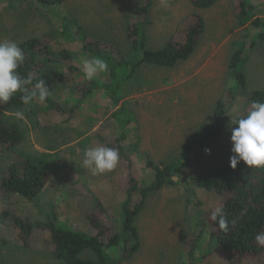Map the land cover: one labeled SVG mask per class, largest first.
I'll return each instance as SVG.
<instances>
[{"label": "rangeland", "instance_id": "1", "mask_svg": "<svg viewBox=\"0 0 264 264\" xmlns=\"http://www.w3.org/2000/svg\"><path fill=\"white\" fill-rule=\"evenodd\" d=\"M252 4L256 11L244 21L229 0L206 10L196 9L188 0H151L140 32L148 49L158 51L177 37L185 41L180 31L195 17L204 20L205 30L186 61L178 62L174 68L143 64L132 73L130 64L138 58L128 39L132 0H67L64 6L49 10L34 3L0 0V39L16 41L19 46L29 38L46 39L54 49L76 53L75 65L79 69L67 73L61 66L50 65L45 68V80L38 77L34 81L44 80L49 95L63 108L76 106L69 119L48 100L33 101L18 111L1 109L6 122L17 125L24 138L15 150L0 156V178L9 166L16 164L22 169L31 161L45 165L48 182L38 198L39 205L19 195L0 192V212L9 210L14 217L39 223L56 217L64 223L71 221L69 227L94 235L88 214L98 197L107 210L99 217L123 236L121 209L126 199L129 163L143 186L154 178L152 167L174 173L183 162L185 146L193 143V135L201 126L214 121L215 109L222 100L230 117L223 135L201 145L185 171L172 175L174 185L151 193L145 200L142 211L134 218L140 247L132 257L122 259L120 246L110 252L119 264H230L213 237L210 221L211 213L221 204L220 197L199 188L192 179L230 164V128L246 114L251 94L264 89V44L258 36L264 27L249 28L257 18L264 22V0H254ZM89 39L102 43L111 55L120 53L122 62L115 57L121 80L118 105H112L103 90L81 100V87L86 83L82 61L99 57L109 65L107 57L92 56L83 50L81 41ZM240 50L243 60L237 68L245 78L241 84L230 68L232 57ZM109 75L108 70L94 79L104 80ZM17 112L23 114L21 118ZM118 117L129 122L126 128ZM116 144L120 161L113 172L93 177L82 166L88 148H116ZM205 149H210V154ZM69 201H76V206L71 208ZM11 221L7 218L0 222V241L9 242L0 244V264H66L57 261L49 250V231L36 234L32 246L26 248L18 244L19 231L12 228ZM81 257L95 259L91 251H84ZM245 264H264V255Z\"/></svg>", "mask_w": 264, "mask_h": 264}, {"label": "trees", "instance_id": "2", "mask_svg": "<svg viewBox=\"0 0 264 264\" xmlns=\"http://www.w3.org/2000/svg\"><path fill=\"white\" fill-rule=\"evenodd\" d=\"M17 2L34 3L43 9H51L53 7L64 6L67 0H12ZM134 3L131 9V21L128 27V39L130 41L133 55L138 58L130 64L133 73L140 65L157 66L162 68H174L178 62L186 61L196 50L200 38L205 30V22L201 17L193 18L182 32L186 38L182 41L181 37H177L167 42L165 46L158 50H150L147 48L145 38L143 37L142 27L146 23L148 16V8L151 0H132ZM196 9L206 10L222 0H188ZM235 8L236 15L239 19L251 18L256 11L252 3L254 0H229ZM136 3V4H135ZM251 26L263 28L264 22L256 19ZM142 36V37H141ZM259 41L264 44V30L258 33ZM247 39V35L245 37ZM82 42L83 50L90 55L104 56L109 61V77L104 80L87 81L81 87L82 99L85 100L90 94L103 90L106 91L112 105H118L120 98L118 96L121 89V80L117 74L118 60L120 53L115 52L111 55L106 52L104 45L98 41L84 40ZM254 43H252L253 45ZM24 52L25 60L18 69L25 77L29 74L33 77L45 80L44 71L47 66L62 67L67 73L79 72L75 65L77 58L76 53L69 49H54L50 46L48 40L41 38H29L20 44ZM243 60L242 50L236 52L232 57L230 68L233 70L236 79H240L239 84L245 81L242 72L238 71L237 64ZM122 62L121 59H119ZM129 65V64H128ZM234 77V78H235ZM235 79V80H236ZM66 82H71L67 80ZM227 97V96H226ZM232 101L235 96L230 94ZM48 100L56 110L65 118L69 119L76 110H70L60 106L49 95ZM250 103L253 101L264 102V89L255 90L250 96ZM27 107L22 104L19 99V93L14 95L7 104H0V156L15 150L22 144L23 133L15 124L6 122L1 109L18 111ZM227 106L220 100L214 112V121L210 124L201 126L193 135V143H188L184 148L182 155L183 162L178 166L174 173L169 169H161L152 167L154 170V178L147 185H141L134 177L131 162L126 172L128 178L126 183V199L122 205L121 211L124 215V223L121 226L120 233L113 228L108 227L101 220L100 215H105L107 210L99 200H93V210L89 213V219L92 228L95 230L94 235L87 234L79 228L69 227L70 223L60 221L56 217L49 218L44 223L37 221L25 220L20 217H14L9 210L0 212V222L10 219L12 228L19 231L18 244L24 245L26 248L32 246L36 234L49 231L50 233V251L59 262L66 264H119L115 255L110 249L121 247L123 252L122 259L132 257L134 252L140 247V237L138 230L134 224V218L138 215L144 205L145 200L153 192L162 190L166 186L174 185L175 181L172 175L182 174L191 164L192 158L202 144L219 139L230 122ZM118 122L126 128L129 122L118 117ZM120 138H124L121 136ZM118 145L116 144V149ZM151 167V164L148 165ZM192 181L201 189L214 192L220 197L221 204L214 209H222L226 219L229 221V229L224 231L219 228L218 223L211 221L214 230L213 237L216 239L219 249L225 255V259L230 264H245V262L259 259L264 255V248L254 243V236L257 232L264 231V168H248L242 161L235 169L230 164L222 165L205 176L193 178ZM48 176L47 169L42 163L26 162L24 168H19L16 164L8 167L4 175L0 178V192L13 193L19 195L29 202L39 205V196L43 194L47 187ZM135 196L138 201H135ZM76 201H69L67 205L70 207L75 205ZM74 203V204H73ZM72 208V207H71ZM13 214V215H12ZM13 216V217H12ZM16 216V215H15ZM235 221V223H232ZM39 229V231H38ZM0 244L9 242L1 240ZM84 251H91L95 255V259H83L81 254Z\"/></svg>", "mask_w": 264, "mask_h": 264}, {"label": "clouds", "instance_id": "3", "mask_svg": "<svg viewBox=\"0 0 264 264\" xmlns=\"http://www.w3.org/2000/svg\"><path fill=\"white\" fill-rule=\"evenodd\" d=\"M24 60V52L16 41L0 39V104H7L18 93L21 103L25 105L33 101L44 103L48 98L50 91L44 80L33 82L31 74L25 77L18 70ZM108 70L109 65L105 59L92 57L82 61L81 71L87 81H92L98 73ZM22 115L21 112L16 113L18 118ZM230 132V167L235 169L242 161L248 168H264V102H251L246 114L236 120ZM210 151L205 149L206 154H210ZM119 161L118 149L98 145L84 152L82 166L95 177L113 172ZM210 218L218 223L220 229H229V221L222 209L213 211ZM254 243L264 248V231L255 234Z\"/></svg>", "mask_w": 264, "mask_h": 264}, {"label": "crops", "instance_id": "4", "mask_svg": "<svg viewBox=\"0 0 264 264\" xmlns=\"http://www.w3.org/2000/svg\"><path fill=\"white\" fill-rule=\"evenodd\" d=\"M87 14H85V17L87 18V16H86Z\"/></svg>", "mask_w": 264, "mask_h": 264}]
</instances>
